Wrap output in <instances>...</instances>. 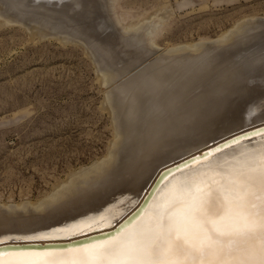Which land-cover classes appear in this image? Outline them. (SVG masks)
Here are the masks:
<instances>
[{"label": "bare ground", "instance_id": "1", "mask_svg": "<svg viewBox=\"0 0 264 264\" xmlns=\"http://www.w3.org/2000/svg\"><path fill=\"white\" fill-rule=\"evenodd\" d=\"M3 1L7 9H13L16 6L17 9H20L25 5L23 0ZM26 1L35 2L36 7H31L34 9H67L69 15L72 16L86 13L83 11L86 7V0ZM109 1H106V5ZM111 4L112 1L109 5ZM123 14H120V22L126 20L130 15ZM69 15L65 13L64 17L70 23V19L73 18H68ZM42 17L51 19L53 24L50 21L49 23L52 24L51 27L54 31L62 29L60 32L71 34V36L74 34V31L73 33L70 31V25L67 26L64 20H54L49 16ZM42 22L45 25L46 21ZM248 23L239 24L240 26L234 28V31L231 30V33L229 32L230 34L228 33L229 35H226L217 44H213L215 40L214 42L211 40L212 43L205 41L207 47L203 46L205 42L194 46L182 44L183 47L179 46L176 50L175 47L173 48L174 52L176 51L173 56H171L172 48L166 49L168 53L172 52L170 55L166 51L161 52L160 49L159 53H162L160 58L163 57V52L168 57L164 60L157 57L158 60L152 62L150 67L156 69V65H158L162 70L153 72L156 74L154 80L148 81L145 80V77L139 79L135 99L130 100L131 88L127 92L128 95H125L129 96L126 104L128 103L131 108V116L135 114L140 122L141 116L152 114L153 124L142 133V136H139L134 144L130 143L133 139L131 136L132 138L130 137L126 144L128 145L127 149L122 152L119 151V145L124 139L119 140L116 150L108 158L106 157L104 161L85 171L77 180L69 183L66 179L69 185L55 193L47 201H43L44 203L27 204L24 207L19 204L17 208L11 206L10 209H7L9 207L6 206V210L0 209V211L2 210L0 212V240L14 237H20L22 240L14 242L5 240L3 242L2 239L0 245L40 244L0 247V264H100L101 260L104 261V264H146V257H153V255L147 254L148 251H151L150 249L154 248L156 251L163 252V245L169 240L170 234L177 233L184 227H187V233L180 236L179 239L176 238L171 247H168L171 252L161 254L160 262H156L165 264L164 261H167L165 256L172 253L173 257L171 258L178 260L175 264H187L189 256L187 254L180 255L175 250V242H182L186 248L197 249V245L201 243L197 241V238L208 236V227L218 230L217 228L222 226L233 231L225 232L223 234L225 236L232 235L237 231L250 232L251 235L241 236L232 245H226V248L231 247V255L221 258L213 254L205 260L198 259L197 264H214L218 259L228 261L229 264L234 260L258 262L261 241L257 234L258 226H255L258 224V217L255 213L259 210L257 206L260 202L262 186H264V151L260 152L259 158L262 160L254 165L250 160L244 164V171H238L232 175L230 174L232 169L221 170L222 172L217 174L218 181L214 184L204 183V180H200L201 176L199 175L203 173V170L217 163L215 159L219 157L224 158L228 154L235 156L240 151L244 152L250 148L255 151L264 146V136L260 137V133L264 132V43H262V47H257L258 49L250 52L248 60L245 61L246 64L237 67L238 70L235 73L237 75L228 81L227 89H221L219 92L217 89L214 90L213 86L212 88L206 87L213 91L208 94L210 90H205L207 91L205 94L208 95L201 98L200 92L196 91L199 86L196 84L198 78L192 81L185 77L182 81V96L174 97L167 103V100L174 94L173 90L178 88L177 82L173 83L174 80L181 79V76L183 77L189 69L197 65L199 62L197 59L201 57L198 54L205 53L213 47L214 52L209 60L218 62L232 57L236 44H230V39L236 32H242L248 28L249 25H246ZM263 25L254 24L249 27L260 28ZM45 26H48V23ZM51 27L47 28L51 29ZM90 28L89 26L88 32L94 33V29ZM139 38L141 39V37ZM145 39L147 40V38ZM141 40L143 41V39ZM146 40L141 43L143 45L150 43L149 40L148 42ZM99 45L101 52L106 53L110 49L102 42ZM131 48L128 51L127 49L121 50L129 52ZM154 48L153 46L152 49ZM169 49L172 50L169 51ZM222 70L218 76L224 79L229 69ZM176 73L178 75L174 77ZM207 84L209 83L207 82ZM207 84L204 83V86L211 85ZM195 91L197 93L193 95L192 93ZM191 94L193 95L192 99L195 96H199L201 99L191 102L188 100ZM163 103L164 105H162ZM161 113L163 114L161 115ZM127 131L129 132V129ZM253 136L258 138L252 139ZM250 138L252 142L248 143L251 141H249ZM245 139H247V144L254 143L251 145L252 147L245 145L242 146L244 148H240L239 145L237 146L236 142ZM243 142L240 146L244 145ZM235 145L240 149L235 148ZM227 146L229 149L226 148ZM230 147L237 151L233 152V148L230 151ZM225 148L229 150L227 155H225ZM221 149H225V152L223 151L224 154L218 157ZM230 152L233 153L230 154ZM213 153L215 158L212 157ZM201 159L204 161L197 164L196 161ZM165 169L168 170L159 177ZM73 172L71 173L73 174ZM75 173L69 174L70 177H68L72 178L71 176H74ZM229 175L232 176L228 177ZM158 177L159 179L153 187ZM185 182L191 183L192 186ZM65 184L63 183V185ZM207 184L209 187H205ZM210 192L217 194L218 205L223 211L219 216L211 218L207 225L206 223L195 225L199 221L205 222L201 218V213L206 211L203 205ZM221 194L226 195L220 196ZM145 197H147L145 203L140 206ZM138 207L139 209L131 215ZM197 227L200 229L198 228L196 232ZM79 238L80 241L71 242L73 239ZM55 243H64V245ZM111 246H116L118 251L105 255V250ZM197 255H199V249H197Z\"/></svg>", "mask_w": 264, "mask_h": 264}, {"label": "rangeland", "instance_id": "2", "mask_svg": "<svg viewBox=\"0 0 264 264\" xmlns=\"http://www.w3.org/2000/svg\"><path fill=\"white\" fill-rule=\"evenodd\" d=\"M23 1V8L17 9L14 6L13 9H7L4 1L0 0V209L4 210L6 206L10 209L11 206L17 208L19 204L24 207L27 204L44 203L85 171L108 158L122 138L124 140L119 145L121 152L127 149L126 144L131 136L133 139L130 143H136L154 120L152 114L141 116L140 122L135 114L131 116V108L126 104L129 96L125 95H128L131 88L130 100L136 98L140 78L154 80V73L162 70L158 65L156 69L150 67L152 62L158 60L157 57L164 60L172 53L170 50L183 45L194 46L219 39L213 43L217 44L239 24H264V0H110L111 5H106L108 0L106 3L104 0H86L83 10L86 13L74 16L69 15L67 9H34L31 7H36L35 2ZM121 12L130 14L126 20H122L123 23L120 22ZM65 13L69 15L68 18H73L70 23L64 17ZM42 16L64 20L74 34L71 36L60 32L61 27L59 31H54L51 19ZM41 20L46 21L44 24L48 23V26L43 25ZM89 26L94 29L95 35L88 32ZM249 26L231 37L230 44H236L232 57L218 62L209 60L214 52L213 47L198 54L201 57L197 59V65L189 69L181 79L174 80L173 83L177 82L178 88L173 90L174 94L167 103L174 97L182 96V81L185 77L192 81L198 78L196 84L199 86L196 91L200 92L201 98L210 94L213 89L219 92L227 89L228 81L237 75L235 73L239 67L246 64L250 52L262 47L264 43V25L260 28ZM144 40H149L150 43L143 45L141 42ZM100 42L112 49L106 53L101 52ZM203 46L207 47L206 42ZM129 48V52L121 50L128 51ZM168 48H172L169 49L170 53L167 52ZM160 49L168 55L163 52V57L160 58ZM174 49L171 56L176 54ZM222 69H229L224 79L218 76ZM177 75L178 73L174 77ZM204 83L211 85L204 86ZM212 86L213 89L210 90ZM207 89L210 91L205 94ZM196 91L192 94L196 95ZM192 94L188 99L191 102L201 99L199 96L192 99ZM128 129L129 132L133 131L128 134ZM261 135L264 136V132L260 133V137ZM256 136L252 139L258 138ZM245 140L239 141L240 144L244 141L241 146L236 142L237 146L250 147L254 144H247V139ZM237 146L235 148H239ZM226 148L229 149L228 146ZM225 149H221L222 153L217 150L221 154L218 153L217 156H222L225 151L227 155L229 150ZM261 151H264V146L255 151L252 148L240 151L235 156L228 154L224 158L219 157L220 159H215L217 163L203 170L199 175L200 180L214 184L218 181L217 174L221 170L232 169V175L244 171V164L250 160L253 165L262 160L259 158ZM212 157L215 158V154ZM202 160L196 163L199 164ZM71 172L76 173L69 178V174L73 175ZM185 184L192 186L189 182ZM205 187H209V184ZM224 195L226 194L220 196ZM202 223L205 222L199 221L195 225ZM224 227H219L216 231L220 234L233 232ZM186 228H182L185 230L183 232L179 230L170 234L169 240L163 245L164 251L157 250L160 251L159 256L171 252L168 247H171L176 238L187 233ZM198 228L200 229L197 227L196 232ZM14 238L1 240H20V237ZM197 241L201 242L199 245L208 242V236L197 238ZM199 245L197 249H200ZM147 254L153 255V252L148 251ZM165 257V264H175L178 261L171 258L172 253ZM146 258L151 259L146 260V264L160 262L153 257ZM169 260L172 262L169 263Z\"/></svg>", "mask_w": 264, "mask_h": 264}, {"label": "snow or ice", "instance_id": "3", "mask_svg": "<svg viewBox=\"0 0 264 264\" xmlns=\"http://www.w3.org/2000/svg\"><path fill=\"white\" fill-rule=\"evenodd\" d=\"M219 197L214 192H210L207 201L204 203L203 207L206 210L204 213H201V218L205 221L206 225L210 223L211 218L219 216L223 209L218 205ZM222 203V202H221ZM258 211L255 215L258 217V235L260 237V259L258 262H250L245 260L240 261H231L230 264H264V186L261 189L260 202L258 204ZM208 231V242H202L199 249V255H197L196 248H186L182 242H175V250L180 254H187L189 260L187 264H197V260H205L207 257L216 254L218 257H223L225 255H231V247H225L226 245H232L234 241L241 236H249L250 232L237 231L232 235L225 236L218 233L216 230L211 227L207 228ZM153 252V258L159 260V254L156 249H150ZM118 249L116 246H111L105 250V255L117 252ZM100 264H104V261L101 260ZM214 264H229L228 261L218 259Z\"/></svg>", "mask_w": 264, "mask_h": 264}, {"label": "water", "instance_id": "4", "mask_svg": "<svg viewBox=\"0 0 264 264\" xmlns=\"http://www.w3.org/2000/svg\"><path fill=\"white\" fill-rule=\"evenodd\" d=\"M190 159V158H189ZM189 159H187V160H189ZM168 169H165L164 171H162L161 173H160V175H159V177L161 176V174H163L164 172H166ZM159 177L155 180V183L153 184V187L155 186V184L157 183V181H158V179H159ZM152 187V188H153ZM152 190V189H151ZM147 199V197H145L144 198V200L142 201V203L140 204V206L142 205V204H144L145 203V200ZM139 209V207L131 214V215H133L137 210ZM81 239L79 238V239H73L71 242H77V241H80ZM55 244H58V245H64V243H55ZM33 245H40V244H38V243H36V244H33V243H26V244H20V245H18V244H6V245H0V247H17V246H20V247H23V246H33Z\"/></svg>", "mask_w": 264, "mask_h": 264}]
</instances>
